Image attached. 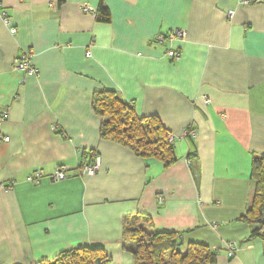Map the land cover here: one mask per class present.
I'll return each instance as SVG.
<instances>
[{
  "label": "crops",
  "instance_id": "obj_1",
  "mask_svg": "<svg viewBox=\"0 0 264 264\" xmlns=\"http://www.w3.org/2000/svg\"><path fill=\"white\" fill-rule=\"evenodd\" d=\"M251 1L0 0L10 17L8 26L0 15V264L98 245L107 264H135L123 248L132 213L184 245H208L214 264H264V240L239 220L254 202L253 158L264 155V0ZM101 5L110 22L93 13ZM175 29L187 36L170 60L171 43L155 37ZM27 50L35 74L14 67ZM104 89L161 119L174 164L102 138L94 97ZM97 157L100 171L81 175ZM60 165L70 177L54 181ZM36 170L40 182L27 181Z\"/></svg>",
  "mask_w": 264,
  "mask_h": 264
},
{
  "label": "trees",
  "instance_id": "obj_2",
  "mask_svg": "<svg viewBox=\"0 0 264 264\" xmlns=\"http://www.w3.org/2000/svg\"><path fill=\"white\" fill-rule=\"evenodd\" d=\"M97 19L110 22L105 5L99 7ZM94 109L102 117L103 139L129 148L142 159L160 160L166 167L177 161L174 142L169 141L170 132L157 115L138 116L134 106L112 89L96 92ZM252 178L256 184L254 202L239 220L252 226L250 238L264 240V155L253 158ZM123 248L133 255L135 264H214L217 261L216 252L208 245L194 242L184 245L177 232L158 231L151 217L142 213L124 218ZM110 260L103 246H78L33 264H107Z\"/></svg>",
  "mask_w": 264,
  "mask_h": 264
},
{
  "label": "built area",
  "instance_id": "obj_3",
  "mask_svg": "<svg viewBox=\"0 0 264 264\" xmlns=\"http://www.w3.org/2000/svg\"><path fill=\"white\" fill-rule=\"evenodd\" d=\"M261 0H258L256 2H259ZM252 1L251 0H241L240 3L242 4H250ZM83 10L85 12H89L92 9L88 6V5H84L83 6ZM93 13L96 15H98V12L93 11ZM232 12H230L231 15ZM0 15L4 21V23L6 25H10V17L7 14L6 10L4 8H2V5L0 4ZM10 31L12 33H16V29L15 28H11ZM187 36V33L185 30L183 29H175L169 33H160L155 37V40L157 43L160 44H166L168 42L171 43V46L168 47L166 49V56L170 59V60H175L177 58L180 57V52L174 48L173 46V42L176 40H184ZM87 55H91L90 51H87ZM14 67L15 69L22 71L26 74H35L38 72V69L35 67L34 62H33V50H27V51H23L22 54H20V56H18L15 59L14 62ZM204 101L206 103L211 102V100L208 97H203ZM7 114V111H4V116ZM195 130L194 129H187L186 130V135H190V136H195ZM175 136L173 134H169V141L170 142H174L175 141ZM5 141H9L10 138L9 137H5L4 138ZM78 171L81 175L85 176V175H95L97 174L100 169H101V159L100 157H97L96 160L92 163H82L80 164V166L78 167ZM44 177V173L43 171L40 170H36L33 173L29 174L27 176V181L29 182H33V183H38L40 182L41 178ZM70 177V169L65 166V165H60L58 168H56V170L53 172V174H51V178L54 181H60L63 179H66ZM228 249H229V255L233 256L234 252L236 250L235 246L233 243H229L228 244Z\"/></svg>",
  "mask_w": 264,
  "mask_h": 264
}]
</instances>
